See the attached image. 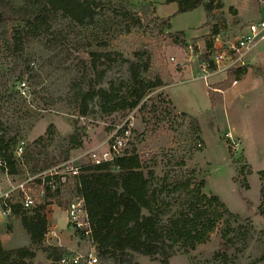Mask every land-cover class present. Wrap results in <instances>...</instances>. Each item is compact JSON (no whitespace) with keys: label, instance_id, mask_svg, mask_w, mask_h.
I'll return each mask as SVG.
<instances>
[{"label":"rangeland","instance_id":"rangeland-1","mask_svg":"<svg viewBox=\"0 0 264 264\" xmlns=\"http://www.w3.org/2000/svg\"><path fill=\"white\" fill-rule=\"evenodd\" d=\"M88 1L95 17L85 23L60 12L49 13L47 31L35 35L29 26L18 25L15 42L8 36L9 28L0 25V140L3 146L9 145L7 153L12 155L20 140L27 143L26 165H16V178L27 170L38 172L70 160L80 167L90 164L91 154L102 158L109 152L111 137L127 128L126 146L137 150L146 170L155 171L159 186L166 180H203L204 192L218 195L232 214L218 223L206 243L178 250L171 264L264 263V175L259 174L264 168V43L254 54L263 68H252L254 76H260L257 82L253 84L248 76L245 83L233 86L229 73L218 75L226 78L216 86L233 89L215 111L210 108L205 81L192 77L199 72L204 56L188 49L189 44L205 46L220 28L232 36L259 20L258 1L213 0L209 12L204 5L178 12L177 0ZM19 4L21 0H3L8 9ZM169 17L174 31L166 25ZM175 30L187 37H179ZM131 62L139 65L143 76L163 78L164 85L144 99L147 107L140 109L141 103L133 110L110 111L95 97L82 115L84 94L111 86L119 93L128 88ZM184 70L186 81L172 84L174 75ZM181 78L178 75L175 80ZM209 85L212 89V83ZM166 88L179 109L200 119L206 140L176 110ZM214 96V106L222 103V93ZM228 130L239 132V146L231 144ZM74 133L83 147L70 150ZM62 171L71 178L67 169ZM66 190L62 206L52 201L53 206L44 209L50 219L48 231L54 227V235L48 232L43 244L33 245L21 215L17 216L20 219L12 215L0 224L4 248L35 250L36 257L26 259L30 264H49L44 248L58 244L71 248L66 247L63 256L93 254L99 257L97 264H161L137 253L126 256L125 261L101 257L89 236L70 221L68 208L74 195ZM168 193V204L177 207L181 195ZM19 210L32 215L37 209Z\"/></svg>","mask_w":264,"mask_h":264},{"label":"trees","instance_id":"trees-1","mask_svg":"<svg viewBox=\"0 0 264 264\" xmlns=\"http://www.w3.org/2000/svg\"><path fill=\"white\" fill-rule=\"evenodd\" d=\"M177 1L178 12L190 11L201 5L209 12L213 6V0L205 3L204 0ZM53 12H60L78 23L91 21L95 17L92 2L88 0H21V4L12 9L6 8L3 0H0V25L9 28L8 36L15 42L18 25L29 26L35 35H41L49 29L47 15ZM170 20L169 17L166 24L168 28H171ZM176 34L182 37L184 32ZM181 44H185L183 40ZM103 55L109 57V54L94 53L96 57ZM130 73V83L124 92L119 93L111 86L110 89L99 88L84 94L82 115H86L88 103L95 97L107 105L110 111L133 110L141 103L140 109L146 108L148 102L144 99L151 90L164 85L163 78L157 76L152 80L143 76L139 65L134 62L130 63ZM246 73V67L229 72L231 82L241 79ZM214 93L216 91L210 89L213 104ZM182 115L190 120L199 134L201 128L198 119L185 112ZM126 130L120 129L118 134L122 135ZM69 143L70 150L83 147V141L77 133L71 136ZM8 148L9 145L3 146L0 140V151L4 150L10 173L13 174L17 172L16 161L12 154L7 153ZM80 170L76 176L77 193L84 200L90 225L88 236L101 257L125 261L126 256L137 253L159 260L161 264H171L170 259L178 250L195 249L197 245L206 243L218 223L226 215H232L218 195L209 196L204 192L203 180L194 183L191 178H186L171 183L162 179L164 183L159 186L155 171L146 170L136 149L125 147L113 159L99 164L90 163ZM259 174L264 175V170L259 171ZM170 186L172 188L168 192L174 191L181 195L177 207L167 202L169 193L166 188ZM61 196L62 193L58 191H48L44 202L32 215L21 213L19 207H15L14 214L21 215L22 225L30 234L33 245L43 244L48 233L49 220L43 213L44 209L52 201L62 206ZM44 250L50 264H57L67 248L56 245L45 247ZM35 257L36 251L29 247L5 249L0 239V264H30L26 259Z\"/></svg>","mask_w":264,"mask_h":264},{"label":"built area","instance_id":"built-area-1","mask_svg":"<svg viewBox=\"0 0 264 264\" xmlns=\"http://www.w3.org/2000/svg\"><path fill=\"white\" fill-rule=\"evenodd\" d=\"M257 1L262 12L259 20L249 22L238 33L232 36L220 28L209 39V43L203 47H200L198 43L188 45L190 53L199 52L201 56H204L202 62L199 63L198 74L200 78L207 82L212 75L224 72L229 73L245 67L248 68V66L254 63V61L252 63L254 54L264 43V0ZM23 86L26 87V81L23 82ZM127 132L128 130L124 134L119 135L117 131L111 137L112 142L109 152L104 154L102 158L98 154H91L92 163L99 164L102 161L111 160L115 156L120 155L122 150L127 147V143L123 140ZM226 135L232 145L239 146L240 141L232 132H227ZM26 147V141L20 140L14 148L13 157L16 165L18 163L22 166L26 165L23 159ZM80 168V166L74 165L72 160H70L38 172L27 170L22 177L16 178L18 173H10L8 158L4 154V150L0 151V218H8L13 215L15 207H19L25 211H31L34 208L38 209L44 202L48 191H58L63 194L68 188L71 194L74 195L68 208L69 219L76 228L88 235L90 225L84 200L77 193L76 176L80 174ZM62 169L68 170V174L71 175L70 179L66 176L67 174H63ZM68 184H70V187L67 186ZM48 232L49 234H55L53 229H49ZM98 262L99 257L96 255L75 254L62 256L57 261V264H97ZM249 264L264 263L256 262Z\"/></svg>","mask_w":264,"mask_h":264},{"label":"crops","instance_id":"crops-1","mask_svg":"<svg viewBox=\"0 0 264 264\" xmlns=\"http://www.w3.org/2000/svg\"><path fill=\"white\" fill-rule=\"evenodd\" d=\"M153 1V0H152ZM154 2V1H153ZM157 9V8H156ZM161 18H163V17H161ZM170 23H171V30L172 31H174V29H173V24H172V21H170ZM175 31H181V30H175ZM185 35H186V33H184ZM186 37H187V35H186ZM253 61H254V63H253ZM252 63L253 64H251L250 66H248V68H247V73L241 78V79H239V80H236V81H234L233 82V86H236L237 84H240V83H245V79L248 77V76H252V78H251V81L253 82V84H254V82H257V80L259 79V77H256V76H254V74H253V72H252V68L253 67H256V68H260V69H262V71H263V68H262V66H261V64H260V62H256L255 61V59L254 60H252ZM184 73H185V70L183 71V72H180V73H177V75H174V82H172V84H181V83H183V82H185L186 80L185 79H183V75H184ZM195 73V72H194ZM220 74V73H219ZM219 74H215V75H212L210 78H209V80H211V82H209L208 83V81L206 82L205 80V85L208 87V90H207V95L209 96V98H210V94H209V90H210V83H212V88H213V90L214 91H216V92H219V93H222V97H223V101H222V103H220V104H218V105H216V106H214L213 105V103H212V101L210 102V108L212 109V110H214L215 111V109H217L219 106H221V105H224L226 102H225V100H226V95L227 94H229V92L231 91L230 89L232 88L233 89V86L231 87V88H227V89H225V90H223L221 87H218V86H216L215 84H217V83H220V82H222L225 78H226V75H224V77L222 76V77H220V76H218ZM180 76V77H182L181 79H179V80H175L176 79V77L177 76ZM193 77V79H200V80H203L202 78H200V76H199V74L197 73L195 76H192ZM190 80H192V79H190ZM216 86V87H215ZM230 90V91H229ZM166 92H167V88H166ZM167 94H168V98L170 99V101H172V103H173V106L176 108V110L177 111H179V112H185V111H182L181 109H179L176 105H175V102H174V100H173V98L171 97V95H170V93L169 92H167ZM215 108V109H214ZM185 113H187V112H185ZM188 114H189V112H188ZM189 115H191V114H189ZM193 116V115H192ZM195 117V116H194ZM197 118V117H196ZM198 120H199V122H200V128H201V134H202V137H203V139L204 140H206L205 138H204V128H203V125H202V123H201V121H200V119L199 118H197ZM228 132H232L236 137H240V134H239V132H237V131H231V130H228ZM248 164V163H247ZM248 165H250V164H248ZM252 166V165H251ZM262 170H264V168L262 169ZM252 171L254 172L255 170H254V168L252 167ZM261 171V170H260ZM47 206H53V204H48ZM47 208V207H46ZM14 216H18V215H16V214H13ZM12 216V215H11ZM13 216V217H14ZM12 217V218H13ZM20 217V216H19ZM9 219H11V218H9ZM9 219H6V218H0V224H2L3 223V221H5V220H8L9 221ZM17 219H20V218H18L17 217ZM48 220H50L49 219V217H48ZM21 222H22V218H21ZM50 229H55L54 227L53 228H51L50 227ZM1 239V238H0ZM1 242H2V239H1ZM92 242V241H91ZM2 244H3V242H2ZM58 246H64V247H67V248H69V249H71L70 247H68V246H66V245H64V244H58ZM11 249H13V248H11ZM50 263H51V261H49ZM49 263V264H50Z\"/></svg>","mask_w":264,"mask_h":264}]
</instances>
